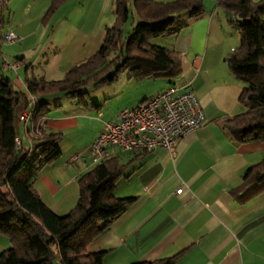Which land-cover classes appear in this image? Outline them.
Here are the masks:
<instances>
[{"label":"crops","instance_id":"crops-1","mask_svg":"<svg viewBox=\"0 0 264 264\" xmlns=\"http://www.w3.org/2000/svg\"><path fill=\"white\" fill-rule=\"evenodd\" d=\"M51 1L7 0L1 7L0 34L11 30L17 39L4 42L0 36V71H12L15 78L8 77L24 90L28 64L36 76H63L72 64L98 50L105 26L113 20L112 0H65L44 21ZM203 2L202 14L180 12L183 26L154 39L181 54L177 77L136 78L123 71L113 81L86 87L85 102L67 96L76 101H57L45 116L48 128L62 131L60 155L40 170L34 184L43 201L63 214L78 198L79 176L95 164L88 155L90 143L120 108L136 106L170 83L192 90L202 106L203 123L178 140L176 155L163 147L109 149L110 155L127 162L115 193L137 199L88 243L89 251L105 250L103 264L178 251L182 253L176 264H264V190L243 200L230 190L248 165L264 157V142L236 141L221 125L223 117L244 110L238 100L243 82L225 61L239 35L216 0ZM4 59L17 61V66L6 67ZM30 127V120L16 118L22 144H31ZM74 154L79 156L72 159ZM8 245L9 238L0 233V251Z\"/></svg>","mask_w":264,"mask_h":264},{"label":"trees","instance_id":"trees-1","mask_svg":"<svg viewBox=\"0 0 264 264\" xmlns=\"http://www.w3.org/2000/svg\"><path fill=\"white\" fill-rule=\"evenodd\" d=\"M65 0H52L43 20ZM239 35L225 61L243 87L238 100L244 110L220 122L236 141L264 142V0H216ZM113 20L92 55L72 64L59 78L36 76L27 65L25 90L0 71V233L9 245L0 251V264H103L105 250L89 251L88 243L120 217L137 199L117 195L118 179L127 162L118 154L96 162L78 178V198L66 213L54 212L34 181L40 170L60 155L61 130H52L45 116L50 109L42 94L62 92L86 101L87 85L113 81L124 70L132 77L172 80L182 70L181 54L154 41L176 33L180 12L192 17L204 12L203 0H112ZM129 22L130 30L124 29ZM31 104V144L15 143L16 109ZM139 150V149H133ZM144 150V149H143ZM231 193L243 200L264 190V157L248 165ZM182 251L124 264H176Z\"/></svg>","mask_w":264,"mask_h":264},{"label":"built area","instance_id":"built-area-1","mask_svg":"<svg viewBox=\"0 0 264 264\" xmlns=\"http://www.w3.org/2000/svg\"><path fill=\"white\" fill-rule=\"evenodd\" d=\"M7 0H0L1 7ZM2 41L14 42L17 34L11 30L1 32ZM6 67H16L17 61L4 59ZM30 103L20 104L16 109L18 121L28 122L31 117V104L37 96L30 95ZM205 119L197 95L189 89H181L176 83H170L154 95L141 100L136 106H125L118 110L115 117L107 119L92 140L88 155L96 163L110 155L109 149L117 147L121 151L163 147L176 155L178 140L189 131L203 123ZM30 132L37 133L30 127ZM15 143L21 144L16 136ZM79 156L74 154L72 159ZM177 188L176 192H180Z\"/></svg>","mask_w":264,"mask_h":264},{"label":"rangeland","instance_id":"rangeland-1","mask_svg":"<svg viewBox=\"0 0 264 264\" xmlns=\"http://www.w3.org/2000/svg\"><path fill=\"white\" fill-rule=\"evenodd\" d=\"M130 25H129V22L126 24V26H125V30H126V32L127 31H129L130 30ZM128 70H124V72H127ZM4 74L5 75H9V76H11L12 78H15V74L12 72V71H9V70H6V71H4ZM160 80H162V78H160ZM15 83L16 84H18V82H16L15 81ZM91 86H95V85H93V84H90L89 86H87L88 88H92L93 89V87H91ZM21 87H23L22 85H21ZM100 93H102V91H101V89H99V94ZM52 94V96L53 97H51L52 98V100L51 99H49V101H50V109L52 108V109H54V107L56 106V104H57V101H60V100H75L76 101V99H69L68 97H67V95H65L64 93H62V92H55V93H51ZM48 95V94H47ZM63 100H62V102H63ZM75 101H73V102H75ZM56 103V104H55Z\"/></svg>","mask_w":264,"mask_h":264}]
</instances>
